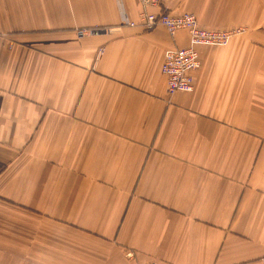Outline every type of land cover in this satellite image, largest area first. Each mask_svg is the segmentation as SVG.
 <instances>
[{
	"label": "crops",
	"instance_id": "crops-1",
	"mask_svg": "<svg viewBox=\"0 0 264 264\" xmlns=\"http://www.w3.org/2000/svg\"><path fill=\"white\" fill-rule=\"evenodd\" d=\"M151 10L245 29L170 94L141 0H0V264H264V0Z\"/></svg>",
	"mask_w": 264,
	"mask_h": 264
},
{
	"label": "built area",
	"instance_id": "built-area-1",
	"mask_svg": "<svg viewBox=\"0 0 264 264\" xmlns=\"http://www.w3.org/2000/svg\"><path fill=\"white\" fill-rule=\"evenodd\" d=\"M143 11L140 12L139 21L128 20L131 26L141 24L145 28L163 25L171 35L179 30H187L189 45L166 50L162 64V72L167 78L168 93L178 91L191 92L194 89V73L201 66L200 46L227 45L238 29H209L202 26L196 14L183 12L172 14L166 11L154 12L153 7L160 6L161 0H141ZM102 53V50L100 51ZM143 264H161L149 261ZM173 264V263H170Z\"/></svg>",
	"mask_w": 264,
	"mask_h": 264
},
{
	"label": "rangeland",
	"instance_id": "rangeland-1",
	"mask_svg": "<svg viewBox=\"0 0 264 264\" xmlns=\"http://www.w3.org/2000/svg\"><path fill=\"white\" fill-rule=\"evenodd\" d=\"M199 21V20H198ZM200 23V22H199ZM243 29L245 28H238V31H243ZM167 264H170V263H167Z\"/></svg>",
	"mask_w": 264,
	"mask_h": 264
}]
</instances>
